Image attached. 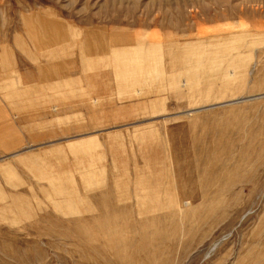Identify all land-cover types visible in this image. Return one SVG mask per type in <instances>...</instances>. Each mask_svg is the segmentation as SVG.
Here are the masks:
<instances>
[{
    "label": "rangeland",
    "instance_id": "374dc122",
    "mask_svg": "<svg viewBox=\"0 0 264 264\" xmlns=\"http://www.w3.org/2000/svg\"><path fill=\"white\" fill-rule=\"evenodd\" d=\"M6 47L0 264H264V0H0Z\"/></svg>",
    "mask_w": 264,
    "mask_h": 264
},
{
    "label": "crops",
    "instance_id": "0c3cea01",
    "mask_svg": "<svg viewBox=\"0 0 264 264\" xmlns=\"http://www.w3.org/2000/svg\"><path fill=\"white\" fill-rule=\"evenodd\" d=\"M12 42H14L12 40ZM14 45V44H13ZM10 46V45H9ZM5 48V46H4ZM6 55L8 60L11 62L12 65L10 66H2L3 70H2V75L5 76L7 75L8 73H10V71H16L19 75V77L21 78V81H24L25 83H29L30 87H33V86H37L36 88L37 89H41L42 88V84L43 82L39 83L40 85L38 84H35L34 80H31V77H36V78H39V79H43L42 77H40L39 75V71H38V68L37 67V70H36V66H34V70H32L31 68V65L28 64V66H22L20 63H19V58L17 57L16 53L13 52V50H8V47H6V49L3 51H0V55ZM27 58V57H26ZM25 58V59H26ZM28 59V58H27ZM30 61V59L28 60V62ZM31 63V61L29 62ZM30 65V66H29ZM1 68V67H0ZM43 68H46V67H43ZM52 67L50 68H47V69H51ZM67 70V68H66ZM57 74V73H56ZM68 75V74H67ZM46 79V78H45ZM64 79V78H63ZM33 85H32V84ZM32 85V86H31ZM49 95H51V93H45L43 91H36L35 93H32V99H45V98H48ZM48 96V97H47ZM67 96V95H66ZM50 98V97H49ZM24 99H28V97L24 98ZM5 114V113H3ZM3 116V115H2ZM0 137H5V136H0ZM0 140H5V139H0Z\"/></svg>",
    "mask_w": 264,
    "mask_h": 264
}]
</instances>
